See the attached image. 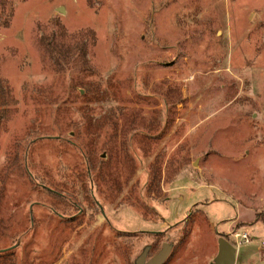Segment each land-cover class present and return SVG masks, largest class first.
<instances>
[{
  "label": "rangeland",
  "instance_id": "1",
  "mask_svg": "<svg viewBox=\"0 0 264 264\" xmlns=\"http://www.w3.org/2000/svg\"><path fill=\"white\" fill-rule=\"evenodd\" d=\"M11 6L0 264H264V0Z\"/></svg>",
  "mask_w": 264,
  "mask_h": 264
},
{
  "label": "water",
  "instance_id": "2",
  "mask_svg": "<svg viewBox=\"0 0 264 264\" xmlns=\"http://www.w3.org/2000/svg\"><path fill=\"white\" fill-rule=\"evenodd\" d=\"M150 248H146L143 253L139 256L136 264H166L168 261L172 246L164 244L162 250L158 252L155 257L147 261V255ZM236 249L229 241L223 237L219 238L218 256L215 258L213 264H235L236 262Z\"/></svg>",
  "mask_w": 264,
  "mask_h": 264
},
{
  "label": "trees",
  "instance_id": "3",
  "mask_svg": "<svg viewBox=\"0 0 264 264\" xmlns=\"http://www.w3.org/2000/svg\"><path fill=\"white\" fill-rule=\"evenodd\" d=\"M14 1L15 0H0V16L4 14L5 9L6 11H8L9 9H12L11 3H13ZM16 1H20V0H16ZM8 19L9 18L2 19L5 25L8 23ZM261 222L264 223V216L261 217Z\"/></svg>",
  "mask_w": 264,
  "mask_h": 264
},
{
  "label": "built area",
  "instance_id": "4",
  "mask_svg": "<svg viewBox=\"0 0 264 264\" xmlns=\"http://www.w3.org/2000/svg\"><path fill=\"white\" fill-rule=\"evenodd\" d=\"M242 238H243V239H245L246 241H248V240H249V238H248L247 234H244V235H242Z\"/></svg>",
  "mask_w": 264,
  "mask_h": 264
}]
</instances>
